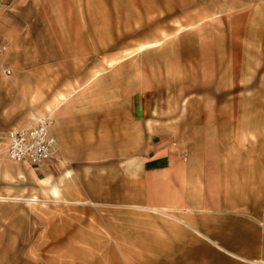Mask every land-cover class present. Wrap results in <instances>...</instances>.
Segmentation results:
<instances>
[{
    "label": "crops",
    "instance_id": "0c3cea01",
    "mask_svg": "<svg viewBox=\"0 0 264 264\" xmlns=\"http://www.w3.org/2000/svg\"><path fill=\"white\" fill-rule=\"evenodd\" d=\"M124 8L121 0H0V153L7 133L35 117L49 118L56 142L52 159L0 162V175L23 174L37 183L27 191L51 200L87 201L95 217L87 253L103 264H264L263 222L239 195L264 188L263 163L221 146L251 133L256 109L216 99L239 81L254 94L256 72L264 83L254 61L262 55L264 64V27L239 35L230 18L200 25L191 44L152 41L112 60L108 52L101 103L91 86L60 98L66 65L89 63L95 27L110 33ZM3 189L1 200L21 199Z\"/></svg>",
    "mask_w": 264,
    "mask_h": 264
},
{
    "label": "rangeland",
    "instance_id": "374dc122",
    "mask_svg": "<svg viewBox=\"0 0 264 264\" xmlns=\"http://www.w3.org/2000/svg\"><path fill=\"white\" fill-rule=\"evenodd\" d=\"M121 2L125 8L121 9L120 13L117 10L115 16L112 15L115 27H111L110 33L104 31V27H95L96 53L89 56V63L86 61L77 65H66L64 68L63 75L68 80L62 81L65 92L60 98L71 93V88L81 91L91 86L95 88V103H101L102 72L105 67L114 65L103 63V57L108 52H111L112 60L114 56L116 58L134 56L138 45L152 41L185 40L191 44L192 41L197 42L199 38L200 25L225 24L230 18L234 21V26L238 27L239 35L247 33L245 27H250L253 23L264 27V0H121ZM223 19L225 21L221 22ZM104 34L109 40L105 39V43ZM181 49L184 50L185 46ZM188 53L196 55L194 46L189 48ZM251 58L253 59V56ZM261 58L262 55L254 58L256 69L258 67L261 69L258 71L260 77L264 69ZM191 74L193 76V72ZM260 81L263 83L262 80H258L256 72L252 95L248 94L250 92L239 81L240 85L237 88L225 86L216 96L217 101L224 105L248 102L255 106L258 125L245 138L239 136L238 143L236 137H224L221 146L224 153H238L240 159L248 157L244 162L256 166L261 162L264 166L262 93L264 83L260 85ZM228 84L231 82L228 81ZM248 154L249 156H246ZM0 158V162L7 161L13 166L21 164L7 160L4 149L0 153ZM28 187L37 188V183L23 174H15L13 179L0 175V188H5L1 192L8 190L16 197H21L0 199V264H103L87 253V222L92 223L94 217L93 211L88 210L87 201L58 202L54 200L55 198L48 199L46 194L37 193L34 188H31L30 193L26 190ZM32 191H35L34 194ZM239 195L242 204L249 207L262 220L264 228V188H240ZM31 196H35V199L29 201L24 199ZM96 215H101V212ZM95 226L101 228V225Z\"/></svg>",
    "mask_w": 264,
    "mask_h": 264
},
{
    "label": "built area",
    "instance_id": "2783aa9c",
    "mask_svg": "<svg viewBox=\"0 0 264 264\" xmlns=\"http://www.w3.org/2000/svg\"><path fill=\"white\" fill-rule=\"evenodd\" d=\"M3 47L0 45V54ZM3 75H9V69H1ZM47 116L35 117L25 129L11 130L7 133L5 156L14 163H41L52 159L56 151V142L49 130Z\"/></svg>",
    "mask_w": 264,
    "mask_h": 264
}]
</instances>
